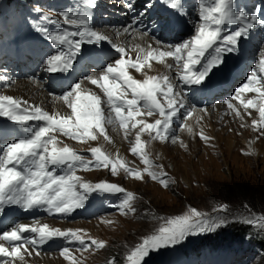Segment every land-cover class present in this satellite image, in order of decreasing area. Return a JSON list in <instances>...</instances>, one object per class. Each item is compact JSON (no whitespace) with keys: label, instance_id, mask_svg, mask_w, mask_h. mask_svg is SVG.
<instances>
[{"label":"rangeland","instance_id":"1","mask_svg":"<svg viewBox=\"0 0 264 264\" xmlns=\"http://www.w3.org/2000/svg\"><path fill=\"white\" fill-rule=\"evenodd\" d=\"M20 4L21 1L0 0V18L2 22L9 24L12 31H14V27L9 18L22 22L25 18L33 17L39 23L45 24L47 22L38 13L33 12L20 11L22 17L10 16L9 14H12V11L17 9ZM118 4L122 6V3ZM111 7L113 8V5ZM31 8L36 7L31 6ZM75 9L85 11V6L84 4L76 6ZM55 11L59 12L61 9H55ZM113 20H110V22H113ZM103 21L104 23L101 25H106L108 22L107 20ZM236 24L232 26L234 29L239 27V23ZM144 29L147 30L146 27ZM141 31H143V28H141ZM104 34L116 36L113 29L105 31ZM249 35L251 36L250 41L247 44H242V47L251 46L254 49L252 52L248 50V54L239 55L241 51L237 50L228 53V58L223 60V63L228 62L229 66L235 64L236 61L243 62L242 65H238L240 72L237 76L242 73V77L237 78V85L232 87L231 90L218 88L216 93H214L215 90L213 91V95L210 90L200 91L199 94H209L207 96L209 99H202L206 100L204 103H201V101L195 103L196 101L188 99L186 104L190 106V109L195 103L194 107L198 109L202 116L196 118V120L191 119V116L178 117L174 121L175 138H170L167 141L155 138L154 133H142V151L137 154H133L131 148L135 146L136 130H139V126L136 129L129 128L128 130L122 128L115 113L111 112L107 105L102 90L97 85L90 83L91 88L85 89L83 92L88 94L95 92L104 102L102 107L103 115L106 118L105 130L109 139L106 140L98 132L96 133V140L87 141L73 140L55 133L58 141L56 146L63 147L66 144L81 155L85 161H90L93 159L90 153V149L93 147H99L104 153H107L104 146L100 144V139L108 145L112 140V130L117 129L120 134L125 131V135L119 137L124 154L108 156L114 163L118 161L123 163L125 167L131 168L133 172H139L142 178L136 179L120 168H118L117 174L113 175L110 168L90 167L85 169L83 166L77 165L76 175L80 176L83 181L93 185L107 182L122 187L125 191L115 196L116 201L111 202L112 206L110 204L104 205L101 209L86 217L78 216L75 211L67 215L66 218L59 216L45 217L41 214L31 215L32 213L21 215L27 219L42 218L48 226L61 223L65 227H68L69 224L75 227L81 221L86 226L88 224L89 227L83 229L80 225L78 228L70 226L72 228L70 230H80L77 234L85 240L91 238L96 241H103L105 246L101 249L93 246L82 251L81 247L74 243L75 241H72L71 238L69 240L62 238L59 239V244L53 245L51 249H38L42 256L46 257L53 254L55 258L56 255H60L63 247L68 246L70 254L76 258L77 264H130L127 259L128 255L144 238L157 234L161 227H168V220L191 214L192 209H196L206 218H215L218 221L225 219L226 222L214 230L188 235L176 245L163 247L161 252L154 253L152 260H158L156 261L157 264H212L211 258L205 254V251L208 249L206 240L211 238L213 234L218 235L220 239L223 233L228 232L230 229L238 230L237 226L244 224L264 230V128L252 123L253 120H260L259 111L258 108L245 111L239 101L233 100L232 102L240 111V115L237 116L235 111L229 109L223 103V101L234 95L235 87H239L246 82L247 74H250L253 67H257V70H259L264 49V43H259V41L264 37V31L254 28L253 31L249 32ZM116 38L119 39L118 36ZM175 40L176 36L169 43L159 41L163 42L162 47L168 49V46L173 45ZM132 45V36L123 39L120 44L128 51L126 58H129L132 54ZM8 47L13 49V54L8 57L10 59L8 66L6 60L0 61V95H22L25 99L21 98V100L24 99L28 104H33L29 102H38L50 114L52 98L56 93L52 91L51 81L48 82L47 77V82L44 81L46 72L36 74L37 70H22V67L18 66L20 65L19 62H16V58H14V46L8 45ZM31 56L36 57V54ZM112 58L107 57V63L114 64L116 58ZM149 62L155 64V73L161 72L163 77L167 76L171 81L176 76L174 70L164 68L158 60H149ZM174 64L177 70L176 62ZM90 67L91 65L84 70H76V79H81V82L85 80V77L89 76L91 71L96 68L94 66L93 69ZM221 68L222 65L218 70H213L209 74L210 80L221 77ZM236 69V65L231 68V70ZM128 71L134 79L144 80L146 78L144 77V70L139 73L134 69ZM151 75L152 72H149L147 77ZM76 79L71 78L66 86H62L61 90L63 91L60 92L61 90H59V96H57L59 99L65 91H70V87L77 83ZM224 85L227 86L228 83L225 81ZM218 87H220V83ZM177 90H183V88L178 87ZM211 95L212 98H210ZM256 95L258 96V94L245 93L243 98L255 100ZM128 98H131V96L129 95ZM161 99L163 101V98ZM66 108L68 107L65 104L59 110L63 111ZM69 111L67 115L71 114L70 108ZM157 114L154 113L150 117L149 123L157 119L156 115L160 118L159 113ZM108 117L111 118L110 123L107 122ZM181 124L184 127H181ZM2 125L3 122L0 121V126ZM36 126H43V122L39 121ZM189 128H191V131H188ZM201 135L207 136L209 139L203 140ZM10 139L5 138V136L0 138V154L5 146L4 141ZM146 168L148 169L147 172H145ZM49 169L54 170L58 175H63L66 171V167L58 169L51 165H49ZM153 175L155 179L152 178ZM162 180L166 182V186L161 183ZM128 192L133 194L130 203L135 211L122 213L115 206L126 199ZM225 206L226 210L222 211L221 209ZM6 214L13 216L11 212ZM14 215L13 217H17L16 214ZM105 215H110V219L106 220L105 225L98 227H96L97 225H90L92 222L98 221L99 217ZM14 221L15 219H13ZM54 228L59 229L60 227L54 226ZM234 230H232V233L235 232ZM226 238L225 245L234 249L241 247L239 238L236 235L228 232ZM255 247L261 248L259 244H255ZM242 250L247 252V249ZM192 251L194 252L192 253ZM244 254L241 252L235 256H230L231 264H264L261 257L262 251L258 252L257 255L251 251L249 257H245ZM217 257L218 260H222L219 252ZM62 260L63 263L58 264H72L70 260L65 259L63 256ZM185 261L187 263H184Z\"/></svg>","mask_w":264,"mask_h":264},{"label":"snow or ice","instance_id":"2","mask_svg":"<svg viewBox=\"0 0 264 264\" xmlns=\"http://www.w3.org/2000/svg\"><path fill=\"white\" fill-rule=\"evenodd\" d=\"M164 3L168 6V0H164ZM177 5V0H172L173 10H178ZM204 5L205 0H200L199 23L195 34L189 40L169 45L168 50L160 51L158 56L153 54L158 49L149 51L147 56L141 57L138 54L135 60L126 58L128 51L125 47L118 46L108 36L92 30L88 26L87 16L81 15L77 18L70 12L63 11L60 13L64 25L62 31L49 33L48 29H38L49 41L61 48L56 54L48 56V71L66 72L73 66V60L81 51L82 44H99L108 41L120 58L115 59L114 64L107 63V67L97 77L86 76L85 79L102 90L107 105L111 112L115 113L122 128L128 130L139 126L135 146L131 148V152L137 154L142 151L141 134L145 132L154 133L155 138L161 141L175 138L174 121L178 117L191 116L194 110L186 104L183 91L177 90L179 83L203 85L213 69L223 63L224 54L236 51L238 40L248 35L249 30L257 23H264V20L259 19L261 6L256 9V14L248 15L242 6H234L233 0H210V6ZM131 8L129 4V9ZM42 19L52 20L49 17ZM243 21L250 22L243 23V26L238 27L237 30L224 32L226 25ZM52 22L59 23L56 20ZM193 23L195 25V22ZM138 24H140L139 19L134 18L131 26ZM127 31L126 28L125 32ZM162 43L156 41L158 46ZM210 49L214 50L215 55L206 63H202L201 58L205 57V53ZM165 57L175 60L177 71L181 73L178 78L179 83L174 84L167 76L163 79L148 76L144 80H138L129 74V69L139 73L149 60H160ZM181 63L182 69L179 67ZM197 65H200V68L194 70ZM245 93H257L258 96L255 100L246 99L243 98ZM129 95L131 98H128ZM61 99L70 108V115L49 114L39 106L29 105L27 101L14 99L9 95H0V116L8 117L23 126L22 130L26 133L25 138L17 139L14 143H8L3 147V154H0V214L7 211V205H18L24 210L44 208L50 214L67 216L77 209L84 208L94 192L123 193L125 191L122 187L107 182L93 185L83 181L76 175L77 165L85 169L110 168L113 175H116L120 168L136 179L142 178L139 172H133L123 163L118 161L114 163L99 147L90 149L93 157L90 161H85L66 144L57 147L55 133L73 140L87 141L96 140L98 132L106 140L109 139L105 130L106 118L102 107L104 102L100 96L95 92L90 94L82 92L81 84L75 83L70 87V91L63 93ZM233 100L239 101L245 111L258 108L260 120H253L252 123L264 128V55L261 57L259 70L253 67L250 74H247L246 82L235 88L234 95L230 99L223 101L239 116L240 111ZM156 112L159 113L160 119H155L152 123L142 118L152 117ZM30 121L43 122V126L30 128L28 127ZM107 122H111L110 117L107 118ZM181 127L184 126L181 124ZM188 131H191V128ZM201 139L208 140L209 137L201 135ZM49 165L55 168L64 165L66 171L63 175H58L54 170L49 169ZM147 171L146 168L145 172ZM152 178L155 179V176L153 175ZM161 183L166 186L165 181L162 180ZM132 199L133 194L128 192L126 199L115 207L122 213L135 211L130 203ZM221 210L225 211L226 206ZM225 222V219L218 221L215 218H206L196 209H192L191 214L168 220V227H161L157 234L144 238L127 259L130 264H143L150 251L176 245L188 235L214 230ZM79 231L50 229L46 224L31 227L27 224H19L11 231L4 230L0 235V259L11 258L24 262L25 255L32 256L35 252L39 256L40 246L56 237L65 240L71 238L80 245L82 251L93 246L97 249L105 246L103 241L91 238L85 240L77 234ZM25 233L33 235L30 237L24 235ZM60 255L70 260L72 264H77L68 246L62 248Z\"/></svg>","mask_w":264,"mask_h":264},{"label":"bare ground","instance_id":"3","mask_svg":"<svg viewBox=\"0 0 264 264\" xmlns=\"http://www.w3.org/2000/svg\"><path fill=\"white\" fill-rule=\"evenodd\" d=\"M97 2V0H93L91 1L89 4H84L85 6V11H88L89 8L95 4ZM154 23H157V22H152V24ZM151 24V25H152ZM163 24L161 23L160 24V27H162ZM130 29L128 30L126 33H125V29ZM145 27H143V31H141V29H136V28H130L128 26H123L121 28H117L116 26H114L112 29H113V32H114V35H117L118 36V45L120 46V44L122 43V40L123 39H126L127 37L129 36H132L133 37V45H132V54L129 58L135 60L137 55L139 54L141 57L143 56H147V53L149 51H152L153 49H158L157 51H155L153 54L154 55H159V52L160 51H166L168 50L167 48L165 47H162V46H158L156 44V41L157 40H154L149 31L148 30H145L144 29ZM121 29V30H119ZM125 34V36L123 37V35ZM163 36L164 37H168L169 34L168 33H163ZM123 37V38H122ZM262 55H264V49H263V53ZM41 56H47V53H45V51L43 53H40V57ZM113 59V58H112ZM117 59V58H116ZM158 62L161 63V66H163L164 68H170L172 70H174V72L176 73V76L174 78H172V82L175 84V83H179V81L177 80V70H176V66L174 64L175 60L171 57H165L163 59H160L158 60ZM19 67H21L20 65H18ZM41 66V64L39 65ZM47 68V67H46ZM104 69V68H103ZM102 67L101 66H97L94 70L91 71V73L89 74V76H93V77H97L99 74H101L102 72ZM144 70L145 72V76L144 77H147L148 73L149 72H152V75L151 76H157L161 79H163V75L162 73H155L154 71L156 70V66L154 63L152 62H147V64H145L144 68L142 69ZM46 72V75L49 76L50 78V87L52 89V91L56 94H54L53 96V102L51 103V106H52V110L50 112V114H60V115H67V112H70L69 111V108H66V110H59L61 108L62 105H65L66 103L64 102L63 99H59L57 96L58 93H59V90H61L62 86H57L56 83L54 82V80L56 78H52L49 74L50 72L48 71V68L46 70H43L42 66L41 67H37V71H36V74H39V73H42V72ZM32 72V71H31ZM76 73L77 71L75 70V73H71L69 76L70 78H73V79H76ZM78 75V74H77ZM77 80V83L79 81V84H81V91L83 92L85 89H90L91 88V85H90V81L88 80H83L81 82V79H76ZM237 85V79L235 80V82H233L232 80V84L228 87V89H225V90H231L232 87L236 86ZM183 84L182 83H179V87L182 88ZM183 93L185 92V89L183 88ZM225 92V91H224ZM218 93V92H217ZM207 96H209V94H206L204 95L203 93L202 94H191L189 96L185 95V102L188 103V99H192L193 101H196V102H199L201 101L202 99H206ZM14 99H19L21 100V98H24V96L22 95H13L12 96ZM25 99V98H24ZM22 99V100H24ZM29 103H33V104H29V105H34V106H39L41 108H43V105L38 103V102H29ZM45 108V106H44ZM55 108V109H54ZM194 110L192 111V115H191V119H195L196 118H199L201 117L202 115L200 114V112H198V109L196 107H192L191 109ZM207 116V115H206ZM208 117H210V115H208ZM156 118L157 119H160L157 115H156ZM144 119L149 122L151 120V118L147 117V116H144ZM112 140H110V142L108 143V145L106 144V142H103L101 141L100 139V144L102 146H104V148L106 149L105 151L107 153V155L109 156H120L121 154H124V149H122V144L121 142L119 141V137L120 136H124L125 135V131L121 132H118L117 129L116 130H112ZM137 132V130H136ZM8 134L11 136V139L10 140H7V141H4L5 143V146H7L8 143H14L16 140H17V137L18 138H21L22 136L21 135H17V134H14L12 133V131L8 130ZM13 138V139H12ZM121 138V137H120ZM83 146V145H82ZM2 154V153H1ZM94 173H97V172H94ZM8 213V210L6 212L3 213L4 216V219L3 221L0 223V235H2V232L4 230H8V231H11L12 228L16 227L17 225L19 224H27L29 225L30 227L31 226H40V225H43V224H46V222L42 219V218H33V219H27L25 218L23 215H20V213H18V216L17 217H13V216H10V214H6ZM41 216H49V214H45V213H40ZM63 216V215H62ZM61 218H65L64 216L61 217ZM13 219H15V221L13 222ZM107 219H110V215H105L104 217L101 216L99 217L98 221H95V222H92L90 225H97L96 227L98 226H101V225H105L104 223H106V220ZM98 223V224H97ZM47 225V224H46ZM80 225V227H82L83 229H86V227H89V225L87 224V226L85 224H83L81 221L76 224V226H72V225H68V227H65L64 224L62 225L61 223L58 224V225H55V224H52L50 226H48L49 228H54V226H58L60 227L59 229L62 230V231H66V230H69V229H72V228H78ZM70 226L72 228H70ZM24 235H27V236H32L33 234L31 233H25ZM95 238V237H94ZM8 245H6L7 247ZM30 251H32V249H30ZM62 260V256L61 255H56L55 258L53 256V254H50V255H47L46 257L42 256L41 254L39 256H37L35 254V252H33V255L32 256H27L25 255V261L24 262H21L19 261L18 259L17 260H13L11 258H9L8 260H3L2 259V262H0V264H58V263H63V260ZM69 262V261H67ZM72 263V262H71Z\"/></svg>","mask_w":264,"mask_h":264},{"label":"trees","instance_id":"4","mask_svg":"<svg viewBox=\"0 0 264 264\" xmlns=\"http://www.w3.org/2000/svg\"><path fill=\"white\" fill-rule=\"evenodd\" d=\"M237 227L239 228L238 230L230 229L228 230V232L236 235L241 240L244 239L245 236L248 237L247 247H250L251 249H254L253 247L255 246V244H259L261 246L259 250L262 251L261 257H262V260H264V230L257 229L256 227H253L251 225H245V224L239 225ZM232 230H234L235 232L232 233ZM228 232H225L222 234L225 239H227L226 235H228Z\"/></svg>","mask_w":264,"mask_h":264}]
</instances>
